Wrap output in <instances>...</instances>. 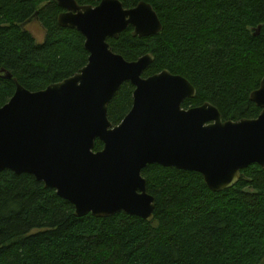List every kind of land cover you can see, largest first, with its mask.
<instances>
[{
    "label": "trees",
    "instance_id": "1",
    "mask_svg": "<svg viewBox=\"0 0 264 264\" xmlns=\"http://www.w3.org/2000/svg\"><path fill=\"white\" fill-rule=\"evenodd\" d=\"M120 1L125 8L149 3L162 30L138 37L128 26L107 39L113 52L128 61L150 53L144 77L168 70L186 78L196 94L185 109L210 102L223 120L258 116L249 95L264 76V0ZM60 12L56 0H0V107L13 96L14 79L39 91L86 65L84 37L59 25ZM29 19L44 29L43 43L21 27ZM133 90L123 83L108 104L113 125L129 112ZM102 147L97 140L94 151ZM141 175L155 199L151 221L125 213L76 217L33 175L0 172V264H264V168L242 169L221 192L197 172L152 164Z\"/></svg>",
    "mask_w": 264,
    "mask_h": 264
},
{
    "label": "water",
    "instance_id": "2",
    "mask_svg": "<svg viewBox=\"0 0 264 264\" xmlns=\"http://www.w3.org/2000/svg\"><path fill=\"white\" fill-rule=\"evenodd\" d=\"M56 2L59 25L84 37L87 63L39 91L14 79V94L0 107V172L33 175L73 205L76 217L125 213L151 221L155 199L141 175L147 165L197 172L213 192L233 187L252 164L264 168V76L249 95L261 109L256 118L223 120L210 102L185 109L196 94L186 78L168 70L144 77L150 53L128 61L107 42L128 26L134 36L158 34L162 24L149 3ZM125 82L134 87L132 106L113 125L107 107ZM97 140L103 147L94 151Z\"/></svg>",
    "mask_w": 264,
    "mask_h": 264
},
{
    "label": "rangeland",
    "instance_id": "3",
    "mask_svg": "<svg viewBox=\"0 0 264 264\" xmlns=\"http://www.w3.org/2000/svg\"><path fill=\"white\" fill-rule=\"evenodd\" d=\"M26 29L34 36L37 43H43L45 32L40 23L33 19L26 25Z\"/></svg>",
    "mask_w": 264,
    "mask_h": 264
}]
</instances>
